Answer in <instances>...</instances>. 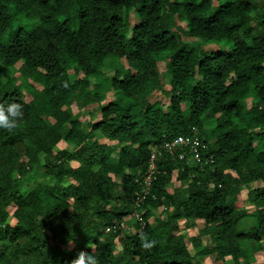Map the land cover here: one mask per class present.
<instances>
[{"label":"trees","instance_id":"obj_1","mask_svg":"<svg viewBox=\"0 0 264 264\" xmlns=\"http://www.w3.org/2000/svg\"><path fill=\"white\" fill-rule=\"evenodd\" d=\"M214 1L0 0V102L24 112L0 129V264H71L79 251L98 264H195L182 219L209 224L217 255L234 264L261 247L264 0ZM208 41L227 49H204ZM72 103L93 109L85 124ZM193 126L201 161L162 151L135 203L152 147ZM174 171L179 196L167 191ZM243 187L255 207L249 228H239ZM133 213L141 221L122 233Z\"/></svg>","mask_w":264,"mask_h":264},{"label":"rangeland","instance_id":"obj_2","mask_svg":"<svg viewBox=\"0 0 264 264\" xmlns=\"http://www.w3.org/2000/svg\"><path fill=\"white\" fill-rule=\"evenodd\" d=\"M215 3L217 0L214 1ZM135 17L132 12L129 13L128 19H127V25H128V30L132 25L134 24ZM262 32L261 29L255 28V35L256 38H259L261 36ZM187 38V37H185ZM204 49H211V48H219L223 51L227 49V46L223 42H212L208 41L206 43L202 44ZM18 66V65H17ZM158 67L161 73V83L163 87H168L166 85L167 81V75L164 73L165 71V65L163 62L158 63ZM70 77L71 79L75 78V75L70 72ZM33 85L39 88V85L36 84L35 82L31 81ZM23 90H26V87H23ZM157 94L160 95V101L164 104H166L169 100L168 97L161 96V89L156 91ZM24 98L27 100L28 99V94L25 93ZM72 111L74 113H78L79 119L82 123H86L90 119V113L93 110H89L86 108H79L76 103H72L71 105ZM97 109L94 108V111ZM255 141V138H253ZM101 141H107L106 139H101ZM64 142H59L57 147H62L64 146ZM66 146V145H65ZM66 183V182H64ZM185 187V183H183L178 177H176V172L174 171L173 176L171 181L167 184V191L168 193H174L177 194L178 196L180 195L181 189ZM23 190H25V186L22 187ZM184 197V194H182ZM237 206L240 209H243L246 212V215L243 216L241 219V223L239 228H249L250 225L253 222V212L255 210V207L249 203L248 199L246 198V188H242L241 194L238 196L237 200ZM10 211H12V205L9 204L7 206ZM161 207L158 208H153V213L154 217H157L161 214ZM141 221V217L137 213H133L130 216H125V218L121 222V230L122 233H129L133 232V223L135 220ZM6 222L9 224H13L15 222L14 217L10 214L6 218ZM179 225H180V234L183 236V241L185 243V246L187 249L190 251V254L192 256V261L195 264H234L235 259L231 255H226L223 258H219V255H217V251L215 250L218 244L216 241L212 239V234H213V229L209 226V224H206L203 220L201 219H196V220H179ZM122 235L117 237V245L115 247V252L119 253L120 251V242L119 239L121 238ZM261 247L259 248H254L253 251L250 252V254H246L241 252L238 257L237 261L239 264H264V240L260 241ZM251 245V244H250ZM204 250L198 251V250Z\"/></svg>","mask_w":264,"mask_h":264},{"label":"built area","instance_id":"obj_3","mask_svg":"<svg viewBox=\"0 0 264 264\" xmlns=\"http://www.w3.org/2000/svg\"><path fill=\"white\" fill-rule=\"evenodd\" d=\"M204 147V142L201 140L198 129L195 126L191 127L188 133L178 134L170 140L163 141L160 145L153 146L148 160L147 172L143 176L142 187L134 196L135 203L142 201L144 196L148 193L155 171L154 160L157 156L161 155L162 151L169 154L172 158L176 157L178 159H183L185 157V152L188 151L193 160L200 162ZM206 161L212 162L213 157L209 156Z\"/></svg>","mask_w":264,"mask_h":264},{"label":"clouds","instance_id":"obj_4","mask_svg":"<svg viewBox=\"0 0 264 264\" xmlns=\"http://www.w3.org/2000/svg\"><path fill=\"white\" fill-rule=\"evenodd\" d=\"M23 104L16 101L0 102V129L12 130L17 127L23 117ZM141 243L144 248L150 249L154 240H149L146 234H142ZM71 264H98L97 258L90 251H79L74 254Z\"/></svg>","mask_w":264,"mask_h":264}]
</instances>
